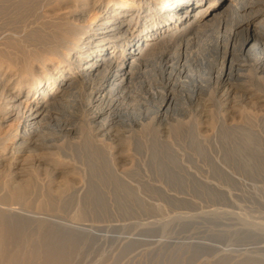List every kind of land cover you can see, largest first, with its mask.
Returning a JSON list of instances; mask_svg holds the SVG:
<instances>
[{
    "label": "bare ground",
    "instance_id": "obj_1",
    "mask_svg": "<svg viewBox=\"0 0 264 264\" xmlns=\"http://www.w3.org/2000/svg\"><path fill=\"white\" fill-rule=\"evenodd\" d=\"M40 32L47 41L31 48L35 55L26 70L16 67L18 59L0 63V127L15 122L0 137V167L9 176L0 184V221L56 236L54 242L67 252L82 255L93 243L107 244L94 226L81 223L87 210L81 191L74 192L78 223L53 216L77 173L70 169L72 162L54 151L55 144L65 140L81 146L82 95L93 142L105 148L106 174L114 180H122L117 167L128 162L131 150L116 127L124 117L123 100L142 96L146 107L144 118L139 104L133 115L125 114L129 126L147 123L159 131L173 106L188 103L195 107L196 135L213 101L222 120L235 110L264 105L258 90L264 86V0H0V52L8 40L27 48L31 35ZM137 78L140 85L133 89ZM25 166L29 172H23ZM121 244L103 246L92 263L72 252L73 259L85 262L71 258L68 264H98L109 256L121 264L131 243ZM245 253L220 255L213 264H264V252ZM170 257L158 252L153 259L172 264Z\"/></svg>",
    "mask_w": 264,
    "mask_h": 264
},
{
    "label": "rangeland",
    "instance_id": "obj_2",
    "mask_svg": "<svg viewBox=\"0 0 264 264\" xmlns=\"http://www.w3.org/2000/svg\"><path fill=\"white\" fill-rule=\"evenodd\" d=\"M29 40L27 48L16 41H6L0 52V63L7 65L18 59L20 63L16 67L20 68V72L26 70L35 55L31 48L42 45L47 37L40 32L32 34ZM36 64H33L35 68ZM140 81L135 79L132 88L139 87ZM258 88L264 96V86ZM80 98L82 106L86 97L82 95ZM132 99L123 100L124 117L116 124L131 149L127 153L128 162L117 167L122 180L107 177L106 172L109 173L110 169L105 159V148L94 144V132L88 125L87 112L81 106L78 107L79 113H82L81 146L75 147L74 143L69 144L65 140L55 144L57 148L54 151L72 162L70 169L78 174L74 172V185L63 196L60 207L53 213L54 218L61 222L72 219L77 222L78 219L74 221L73 217L76 206L74 192L81 191L87 207L81 214V223L94 226L96 236L107 242L105 245L93 243L88 246L90 248L82 249L87 253L85 255L81 251L87 258L86 262L92 263V259L101 254L103 246L115 249L122 242L123 245H133H130L126 260H120L121 264L145 257H151L150 261H145L146 264L151 261L158 264L153 259L158 252L173 256L170 257L172 264H213L220 255L236 256L241 253L245 256V251L254 255L259 251L262 255L264 105L235 110L233 117L222 120L221 112L213 101L210 116L205 118L201 132L196 135L193 129L195 107L188 103L173 106L168 122L160 131L147 123L129 126L128 117L134 114L136 104L143 106V112L137 110L140 116H146L142 96ZM14 127L13 121L2 125L0 137ZM45 157L49 159L51 156L47 154ZM77 169L82 176L84 172L85 177L79 175ZM22 170L29 172V167L25 166ZM5 173L7 170L0 167V184L8 176ZM2 223L0 264H41L48 261L50 264H68L73 255H81L77 251L74 253L75 250H72L73 253L67 252V249L64 251L57 242L56 246V236L38 235L31 230L14 229V226ZM81 257L75 258L80 260ZM73 258L71 262L75 260ZM108 258L98 264L116 262L112 257ZM82 261L85 262L81 258Z\"/></svg>",
    "mask_w": 264,
    "mask_h": 264
}]
</instances>
